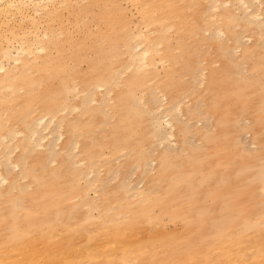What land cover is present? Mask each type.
Returning <instances> with one entry per match:
<instances>
[{
	"label": "bare ground",
	"instance_id": "obj_1",
	"mask_svg": "<svg viewBox=\"0 0 264 264\" xmlns=\"http://www.w3.org/2000/svg\"><path fill=\"white\" fill-rule=\"evenodd\" d=\"M95 2L97 11L81 6L74 23L94 21L96 30L78 38L51 28L54 20L62 24L60 9L71 0H0V185L19 190L0 189V230L8 231L0 264H264V46L240 42L248 33L264 40V0ZM222 36L242 48L241 62ZM204 105L215 113L218 133L196 129L202 146L184 142L181 151L166 147L156 155V143L168 142L175 129L192 131L187 119L206 121ZM246 116L259 147L254 153L240 144ZM103 121L105 133L96 125ZM122 151L126 159L108 166ZM153 159L158 172L148 178ZM79 162L96 175L80 183ZM137 170L143 186L134 189L128 180ZM119 172L121 181L110 187ZM100 177L91 201L88 190ZM84 206L90 230L81 232V243L68 227L78 217L62 214ZM161 213L181 226L178 232L164 230Z\"/></svg>",
	"mask_w": 264,
	"mask_h": 264
},
{
	"label": "rangeland",
	"instance_id": "obj_2",
	"mask_svg": "<svg viewBox=\"0 0 264 264\" xmlns=\"http://www.w3.org/2000/svg\"><path fill=\"white\" fill-rule=\"evenodd\" d=\"M82 1V2H81ZM96 0H76V2H75V0H71V3L70 4H72V5H70V7H68V9L66 8H63V10H62V8L60 9V15H61V19H62V24L60 25L59 23H58V21H52V23H51V28H53L54 30H57L58 31V29H59V27L60 28H62V29H65V30H68V31H70L71 33H72V35H74L75 37H78V38H82V37H84L86 34H87V32L90 30H92V31H95L96 30V23L94 22V21H89L88 22V25L87 26H84L83 24H82V22H78V23H74V19H75V17L77 16V15H80L81 16V14H79V9H80V7L81 6H83V7H89V6H91L92 5V8L90 9V10H92V11H94V12H96L97 11V6L95 5V2ZM94 5H93V4ZM87 4V6H85V5ZM254 4L255 5H257V2L255 1L254 2ZM229 6L230 4L229 3H226V6ZM95 6V7H94ZM123 6L124 7H126V9H127V11H128V13L129 14H131V15H133V17H137L138 15H137V13H136V11H135V9L132 7V6H130L127 2H123ZM73 8V9H72ZM95 8V9H94ZM77 9V10H76ZM132 9V10H131ZM75 11V12H74ZM28 15V14H27ZM32 15L33 14H29V16H31L32 17ZM29 16H27L26 17V20L27 21H30V17ZM21 16H18L16 19L17 20H19V19H21L20 18ZM82 17V16H81ZM57 22V23H56ZM64 24V25H63ZM82 24V25H81ZM88 28V29H87ZM40 29H41V31H40ZM235 29H237V31L239 30V31H241L242 30V28H241V26H237ZM39 32H38V34L40 35V33L42 32V27H40L39 29ZM86 33V34H85ZM83 34H85V35H83ZM207 34V33H206ZM226 37H224V36H222L220 39H218V40H225L226 42H228L227 40L228 39H225ZM256 39V40H255ZM257 40H260L261 41V44H262V46H264V40L263 39H258V36L257 35H255L254 33H248V34H246L243 38H242V40H240V42L243 44V45H245L246 47H248V48H250V47H252V44L254 45L255 43H256V41ZM255 41V42H254ZM217 44H219L218 42H216ZM227 44H229V45H231L232 46V48H233V52H232V55H233V58H235L236 60H238V61H242V56H241V54H242V52H243V50H242V48L240 47V48H235L234 47V41L233 40H230ZM251 45V46H250ZM204 48H205V46H203ZM236 49V50H235ZM209 54H208V56L210 57V58H214L215 57V55H214V51H213V49H209V52H208ZM213 55V57H212V55ZM240 54V55H239ZM240 57V58H239ZM220 57H217V59H219ZM223 60H224V57H223V55H222V57H221V60H219V62L218 61H214V62H212L213 63V66L214 67H220L221 65H222V63H223ZM203 61H205V60H203ZM201 62V65L202 66H204V71L206 72V73H208L209 72V70H208V68L206 67L205 68V66H208V63H209V61L208 60H206L205 62ZM218 62V63H217ZM246 63L244 64V63H242L241 64V72H242V74L243 75H245V76H248V75H250L251 74V70L250 71H248L249 69H248V64L246 65ZM85 66H86V64L83 62V63H81V65H80V68H82V69H84L85 68ZM211 67V66H210ZM243 69V70H242ZM245 70V71H244ZM246 72V73H245ZM185 78H187L186 76H185ZM202 87V88H201ZM200 88L201 89H204V84H202V86H201ZM192 97H190V98H187V99H185L184 101H183V103H181L182 104V108H183V112H184V108L186 107L185 105H191L192 103H193V100L191 99ZM192 101H191V100ZM204 110H205V116L207 115V117H206V121L205 122H202V121H197V120H192V119H187L188 117L185 115V114H183V113H179L178 114V118H180L181 120H188V123L189 124H192L191 125V128H192V131H187V132H185V133H182V132H180V131H178L177 129H175L174 130V133H173V136H172V138H170V139H168V142L166 141V142H162V144L161 143H159V142H157L156 143V145H155V147L157 148V151H155V154L156 155H158V153L160 152V149L162 150V149H164V148H166V147H169L170 149H172L173 151H181L180 149L182 148V145H183V143L184 142H190V143H192L193 145H195V146H202L203 145V140L201 139V138H199V131H197V132H195L196 131V129H201V130H203V131H200V132H206V133H210V132H216V133H218V131H219V127H216V126H218L217 125V123H216V115H215V113H214V115L213 114H211V112L208 110V108L204 105ZM206 111H208V114L206 113ZM110 113V112H109ZM67 115V118H69V119H72L75 115H76V111H74V112H63L62 111V114L61 115ZM70 115V116H69ZM69 116V117H68ZM185 116V117H184ZM211 117V118H210ZM248 116H246V117H242V119H240V126L243 128V132H242V134H241V142H240V144L242 145V147H245V151L246 152H249V153H254L255 151H257L258 150V145H257V143L254 141V137L252 136L253 135V131H252V126H253V120H252V118L249 116L248 118H247ZM246 119H247V121H246ZM190 120V121H189ZM210 122V123H209ZM197 124V125H196ZM210 124V125H209ZM98 127H101L102 128V132L103 133H105V129H104V121L103 122H101V123H97L96 124ZM215 127H214V126ZM52 126V125H51ZM165 129L166 130H169L170 128H169V126H166L165 127ZM49 130L48 129H46L45 130V133H47ZM248 131H249V134H248ZM189 133V134H188ZM187 134V135H186ZM246 135V136H245ZM54 136V133L53 134H47L46 136H45V138L47 139H45L44 138V141H43V143H46L47 141H49L52 137ZM192 136H194V137H192ZM180 137H183V138H181V140L179 141V139H180ZM97 138V141L98 142H100L101 141V136H99V137H96ZM187 138H188V140H187ZM246 138V139H245ZM65 139H66V134L64 133V136H60V138L59 139H57L58 141H57V144H59L58 145V147H56V149L58 150V152L60 153V155L61 154H63V151H64V154L66 153V148L64 147V150H63V145H64V142H65ZM197 139H198V141H197ZM245 139V140H244ZM91 140V139H90ZM172 140H174V142L172 141ZM200 140V141H199ZM202 140V141H201ZM86 141H88V139H86ZM173 142V143H172ZM179 143V144H178ZM98 145H100V147L101 146H103L102 144H98ZM173 145H175V146H173ZM253 145H255V146H253ZM57 146V145H56ZM159 146H160V148H159ZM46 147H44L43 146V148H42V146H40V147H38V150L39 151H44V149H45ZM59 149H60V151H59ZM106 149H108V146H106L105 147V149H104V151L107 153L108 152V150H106ZM159 149V150H158ZM76 150V151H75ZM74 150V153H76L77 154V157H80L81 155H83L84 156V153L83 152H81V150L79 151L78 149H75ZM83 150V149H82ZM19 152H20V148H14L13 149V157L14 158H16L17 156H18V154H19ZM79 152V153H78ZM81 152V153H80ZM183 153L184 154H188V151L187 150H184L183 151ZM106 155V156H105ZM104 155V158H109L110 157V155H109V157H108V154H105ZM155 155V157H153V158H156L157 156ZM125 157V158H123V157ZM122 157V158H121ZM126 159V154H125V151H122L121 152V155H120V157H119V161H118V159L116 160V161H118V162H116V161H114V162H112V163H108V166H111L112 164H118L119 162H122V161H124ZM80 163V164H79ZM78 164L81 166V168H82V171L83 172H81V178H80V183H82L83 181H85L86 179H88V178H90V177H94L96 174L95 173H88L86 170H85V163L83 162V165H82V162H79ZM102 163H103V159H101V161H99V164H100V171H99V174H100V172H102V170H103V168L101 167V165H102ZM114 164V165H115ZM52 167H57V166H59L58 165V161L57 162H54V163H52V165H51ZM84 167V168H83ZM12 168H13V171L14 172H16V171H18V168L17 167H14L13 165H12ZM147 168H148V170H149V175H148V178H152V177H154V176H156L157 175V172H158V159H153V160H151L150 162H149V164H148V166H147ZM11 173V172H10ZM104 173V174H103ZM103 173H101L99 176H102L103 177V175H106V171H104L103 170ZM121 172H119V173H115L113 176H110V179H109V182H108V184H109V186L110 187H113L114 185H117L120 181H121V177H118V178H116V176H120L119 174H120ZM135 172H133V173H131L132 175L134 174ZM138 170L136 171V174H134L133 176L131 175L130 177H131V179H130V177H129V180H128V185L131 187V188H134V189H137V188H140L141 187V185H142V183L143 182H140L139 181V176H138ZM90 174V175H89ZM122 176V175H121ZM102 177H100V178H98V181H97V183L95 182V184L88 190V195H89V198H91V201H93V198L95 199V198H97V197H99V193H98V189L100 188V186L103 184V181H102ZM120 178V179H119ZM135 178V181H133V179ZM23 179V180H22ZM21 179V181H22V184L24 185V188H26L27 189V191H31L32 189H33V184H31L30 183V180H29V178H22ZM119 179V180H118ZM83 180V181H82ZM111 180V181H110ZM117 181V182H116ZM131 181H133V183L131 182ZM142 181V180H141ZM31 184V185H30ZM139 185V186H138ZM28 186H30V188L28 187ZM143 186V185H142ZM6 187V188H5ZM96 188V189H95ZM0 189L1 190H4V189H10V191L12 192V193H14V194H16L19 190L17 189V188H15L14 190H13V188L12 187H9V184H8V182H6L5 184L4 183H2L1 185H0ZM17 189V190H16ZM29 189V190H28ZM96 191V192H95ZM97 193V194H96ZM79 198H78V196H77V199L76 200H78ZM1 201H4V198L3 197H1ZM101 202V199H97L96 200V204L95 205H98L99 203ZM0 207H2V204H0ZM86 208L87 207H83V208H81L80 210H76V209H74V210H67V211H65L62 215H64V216H70V217H78V220H76V221H71L69 224H68V227H69V230L70 231H76V234L75 235H77V237H76V239L78 240V242H81V243H84V242H86V237L84 238V236H82V234H81V232H84V231H87V232H89V228H90V224L86 221V217H89L90 215H87V214H84V213H86L87 211H86ZM75 211H79V214L78 215H73L72 216V214L73 213H75ZM18 216H19V214H18ZM53 215H51V217H52ZM91 216L92 217H97V210H94L93 211V214H91ZM159 219H161V220H163V222H164V230H172V229H175L176 231L178 230V229H180V225L179 224H176V225H173L172 223H169L167 220H166V215L164 214V213H161L160 214V216H159ZM50 224H52V222L50 223ZM56 229H60L59 228V226L57 227V225L55 226V231H56ZM8 231H7V229H5V228H3V229H1L0 230V240L2 239V237H4L5 235H6V233H7ZM178 232V231H177ZM63 237V235H62V232H58L57 233V239L58 240H60L61 238ZM76 240V241H77ZM76 246L77 247H80V244H76Z\"/></svg>",
	"mask_w": 264,
	"mask_h": 264
}]
</instances>
